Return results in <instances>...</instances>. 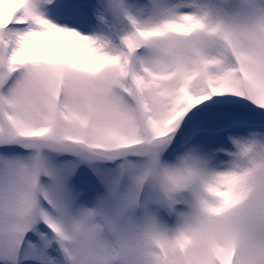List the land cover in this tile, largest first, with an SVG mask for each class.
<instances>
[{
  "label": "snow or ice",
  "instance_id": "snow-or-ice-1",
  "mask_svg": "<svg viewBox=\"0 0 264 264\" xmlns=\"http://www.w3.org/2000/svg\"><path fill=\"white\" fill-rule=\"evenodd\" d=\"M0 264H264V0H0Z\"/></svg>",
  "mask_w": 264,
  "mask_h": 264
}]
</instances>
